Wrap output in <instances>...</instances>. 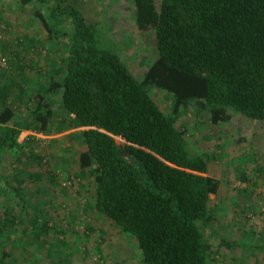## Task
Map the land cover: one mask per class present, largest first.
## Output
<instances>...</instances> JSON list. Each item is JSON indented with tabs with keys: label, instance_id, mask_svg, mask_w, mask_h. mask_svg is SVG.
<instances>
[{
	"label": "trees",
	"instance_id": "16d2710c",
	"mask_svg": "<svg viewBox=\"0 0 264 264\" xmlns=\"http://www.w3.org/2000/svg\"><path fill=\"white\" fill-rule=\"evenodd\" d=\"M28 1L38 4L35 15L49 36L65 40L67 53L25 120L0 91V155L23 147L24 129L48 136L75 129L70 135L84 144L77 173L93 183L94 208L134 237L143 263L207 264L209 200L219 181L207 173L212 156L191 151L175 120L192 104L212 124L228 121L231 111L264 121V0H159L157 8L155 0H132L136 27L154 30L158 51L141 81L75 7L21 0ZM61 19L69 31L55 26ZM146 86L170 95L171 115ZM7 184L25 205L24 189ZM219 243L234 245L220 236Z\"/></svg>",
	"mask_w": 264,
	"mask_h": 264
},
{
	"label": "rangeland",
	"instance_id": "374dc122",
	"mask_svg": "<svg viewBox=\"0 0 264 264\" xmlns=\"http://www.w3.org/2000/svg\"><path fill=\"white\" fill-rule=\"evenodd\" d=\"M64 4L95 22L100 44L115 51L141 81L158 51L154 30L136 27L132 0ZM155 4L157 8L159 0ZM37 6L34 1L0 0V55L7 60L0 67V91H7V102L23 120L49 74L63 68L68 47L44 30L34 13ZM54 24L69 31L65 19ZM146 89L171 115L170 95ZM53 104L60 112L59 93ZM208 116L191 104L175 120L191 151L212 156L207 173L219 181L209 200L212 229L205 236L212 253L207 264H264V121L231 111L228 121L212 124ZM73 131L48 136L24 129L23 147L0 155V264H144L134 237L94 208L93 183L77 173L84 144L70 135ZM7 182L24 189L26 206ZM42 221L46 231L40 228ZM219 236L233 247L221 245Z\"/></svg>",
	"mask_w": 264,
	"mask_h": 264
},
{
	"label": "built area",
	"instance_id": "2783aa9c",
	"mask_svg": "<svg viewBox=\"0 0 264 264\" xmlns=\"http://www.w3.org/2000/svg\"><path fill=\"white\" fill-rule=\"evenodd\" d=\"M1 37V36H0ZM7 66V60L4 56H1L0 55V67H6ZM23 132L20 133L19 137L18 138H21L23 136L22 134ZM24 137V136H23ZM66 183H69V182H62L61 184L62 185H65Z\"/></svg>",
	"mask_w": 264,
	"mask_h": 264
},
{
	"label": "crops",
	"instance_id": "0c3cea01",
	"mask_svg": "<svg viewBox=\"0 0 264 264\" xmlns=\"http://www.w3.org/2000/svg\"><path fill=\"white\" fill-rule=\"evenodd\" d=\"M26 132V131H25ZM23 136H24V134H23ZM18 141H20V138H18Z\"/></svg>",
	"mask_w": 264,
	"mask_h": 264
}]
</instances>
